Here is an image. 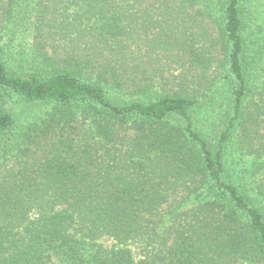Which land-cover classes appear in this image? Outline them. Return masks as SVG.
I'll use <instances>...</instances> for the list:
<instances>
[{"label": "trees", "instance_id": "trees-1", "mask_svg": "<svg viewBox=\"0 0 264 264\" xmlns=\"http://www.w3.org/2000/svg\"><path fill=\"white\" fill-rule=\"evenodd\" d=\"M247 1L0 0V264H264L263 50ZM200 17L229 88L213 140L194 127L199 97L160 91L150 66L191 52ZM20 102L51 111L23 123Z\"/></svg>", "mask_w": 264, "mask_h": 264}, {"label": "rangeland", "instance_id": "rangeland-1", "mask_svg": "<svg viewBox=\"0 0 264 264\" xmlns=\"http://www.w3.org/2000/svg\"><path fill=\"white\" fill-rule=\"evenodd\" d=\"M196 7L201 10L205 8L203 4L198 3ZM246 7L253 38L262 45L263 50L260 61L256 66L259 75L264 70V0H248ZM201 19L205 25L195 24L191 29V32H196L193 33L194 41L192 42L191 52H179L177 54L178 58H176L177 62H175V59L166 62L160 58L157 64L153 63L150 66L151 69L153 68L152 70H155V66L159 68L156 79L158 82L157 88L160 91L178 89L183 86L186 92L190 94L193 92L199 97L201 100L200 105L191 112L194 127L207 139L213 140L226 125L229 108V88L223 82V70L220 62L222 53L219 51L217 42H215L212 21ZM30 46L29 38L25 34H21L15 40L11 54L16 57L18 54L26 57L30 53ZM23 64L30 66L25 62V58ZM260 81H264V75H262ZM13 108L18 111L17 116L23 123L32 117L36 119L37 117L48 116L51 111V107L44 102H20L14 105ZM253 108H255V105L247 101L245 112H252L254 111ZM242 133V126L239 125L229 143V152L233 158H236L239 154L241 155V152L244 151L239 146V141L243 137ZM246 158L250 159L251 155L246 156ZM258 160L264 161V154ZM101 241L111 243L108 237H103Z\"/></svg>", "mask_w": 264, "mask_h": 264}]
</instances>
